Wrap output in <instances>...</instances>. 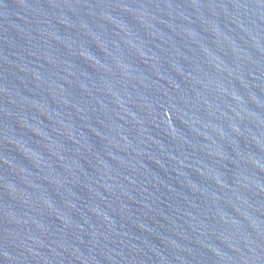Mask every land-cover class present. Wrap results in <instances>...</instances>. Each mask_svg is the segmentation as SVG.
<instances>
[{
	"label": "water",
	"instance_id": "obj_1",
	"mask_svg": "<svg viewBox=\"0 0 264 264\" xmlns=\"http://www.w3.org/2000/svg\"><path fill=\"white\" fill-rule=\"evenodd\" d=\"M0 264H264V0H0Z\"/></svg>",
	"mask_w": 264,
	"mask_h": 264
}]
</instances>
